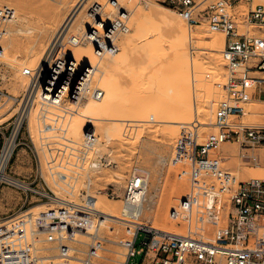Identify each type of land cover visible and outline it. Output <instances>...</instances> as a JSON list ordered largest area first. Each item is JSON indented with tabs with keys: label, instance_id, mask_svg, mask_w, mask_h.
<instances>
[{
	"label": "rangeland",
	"instance_id": "374dc122",
	"mask_svg": "<svg viewBox=\"0 0 264 264\" xmlns=\"http://www.w3.org/2000/svg\"><path fill=\"white\" fill-rule=\"evenodd\" d=\"M79 1L0 0L1 5L14 11L0 52V92L5 96L0 97V155L4 143L12 137L20 106L31 81V77L24 76L23 71L35 70L36 75L42 50L50 43L52 34L55 35L58 24L72 14L71 10ZM108 1L88 0L85 5L83 4L84 7L82 6V11L69 35H73L77 25L85 20L86 29L90 26L88 16L91 5L99 3L105 6L107 12L115 10L108 6ZM164 1L129 0V3H126L125 8L129 11L136 5L138 13L128 12V35L140 37L130 49L136 50L146 43L158 44L153 43L150 36L157 33V29L162 26H172L176 29L184 27ZM239 9L246 11L247 7L240 5ZM49 12L50 14L54 12V17L53 14L50 17ZM55 14H59L58 18ZM241 20L242 18L238 17L239 23H242ZM18 30L27 34H17ZM85 31H82V36ZM250 34L264 37V31L254 30ZM35 35L40 37L37 36V39ZM121 38L120 36L116 43L119 51L115 59L102 60L101 66L105 64L109 66L106 81L103 84L100 81L96 82L95 85L98 89L108 91L103 105L110 108L109 112H99L97 110L99 107L95 106L101 104L97 103L91 102L85 107L86 111L98 112L99 118L108 123L113 130L94 131L100 141L98 149L102 150V156L98 159L100 163L98 171L89 172V177L93 181L88 182L84 178L86 168L83 154L73 145L66 144L64 139L68 132V123L71 120L76 121L79 116L84 117L85 114L68 111L70 115L67 116L63 111H54L53 117L45 120L39 116L38 104L35 105L30 119L22 120L3 173L8 179L26 187L43 184L55 197L71 202H78L80 191L89 184V192L94 202H103L102 205L110 207L119 216L122 207L120 198L125 181L133 169L140 171L148 178V194L154 201L153 210L144 211L140 216V222L154 229L183 235L184 225L182 223L177 225L169 219L170 212L167 214L165 212L169 203L178 201L179 204L188 193L187 180L178 179L179 173L187 167L183 163L172 164V159L180 149L178 140L182 135L190 134L193 138L198 134V143H203L206 136L215 131L214 112L225 94L223 85L225 72L221 57L224 35L210 32L204 25L192 28L191 46H172L169 64L158 60V66L154 60L148 59V63L154 62L150 63V67L154 69L153 75L145 73L146 61L143 62L134 53H128L129 48L122 46ZM67 41L63 42V37L58 40L52 49L50 60L61 58L64 49H71L72 46L68 45ZM82 45H78L76 49L78 52L86 51ZM159 45L168 46L167 43ZM33 52L36 55H32ZM152 54V51H148V55ZM178 55L182 60L176 59ZM164 68L169 69V75L162 79L156 78L159 71ZM103 72L104 70H101L102 74ZM103 97L104 94L101 101ZM245 114L233 120L250 125H256L258 120H264V101L252 99L245 105ZM215 153L222 158L221 167L236 178L240 179L242 174L251 177L262 176L250 179L264 178V158L261 160L260 157L264 154V147H257L254 150V154L259 155L260 169L254 168L252 163L243 159V154H250L251 151L249 149L242 151L236 143L222 144ZM107 191L108 193L112 191L116 197L111 199L106 195ZM27 197L28 202L25 203ZM52 209L56 208L9 182L0 181V264H16L17 255L34 258V264H78L59 256L57 246L47 244L44 236L34 227L35 220ZM99 224L101 226L98 235L103 239L102 248L93 259V264H122L126 255L122 245L126 227L108 221H100ZM86 238L88 239L87 235L81 233L76 236V241L86 243ZM142 240L143 237L137 238L135 243L137 249L140 248ZM140 259L141 257H136L131 263H139Z\"/></svg>",
	"mask_w": 264,
	"mask_h": 264
},
{
	"label": "built area",
	"instance_id": "2783aa9c",
	"mask_svg": "<svg viewBox=\"0 0 264 264\" xmlns=\"http://www.w3.org/2000/svg\"><path fill=\"white\" fill-rule=\"evenodd\" d=\"M164 2L188 28L204 25L208 31L224 35L221 57L225 94L214 112L215 131L208 134L203 143H198L195 134L190 144L191 151H177L172 159V164L183 163L187 167L179 173L178 179L187 180L188 193L180 200L177 209L169 213L170 220L184 225L185 234L166 233L132 223L135 212L145 202L146 184L141 172L134 169L130 172L120 198L123 205L121 221L132 224L124 231L122 245L126 258L122 264H264V178L238 181L221 167L222 158L215 153L222 144L236 143L242 151H251L250 154L244 153L243 159L253 164L258 160L256 155L253 156L255 148L264 147V126L233 120L245 116V105L252 99L264 101V37L250 34L254 30L264 31V9L254 7V0ZM240 5L247 10L241 11ZM109 6L115 9L117 3L111 0ZM128 14L122 11L104 30L108 43L101 42L103 25L98 20L80 39L72 37L67 44L71 46L70 40L72 44H90L96 58L105 52L117 53L119 49L112 41L115 38L117 42L119 36L128 31L125 22ZM13 17L14 11L0 4V52L6 28ZM238 17L242 18V23ZM61 58L56 59L58 63ZM67 69L70 71L63 75L49 73V77L56 79V84L48 95L42 94L43 100L58 106L65 100L77 103L101 97L100 89L90 87L96 74L94 67L75 69L70 65ZM37 74L31 69L23 71L24 76L31 78ZM0 97H5L2 92ZM94 141V132L86 130L83 146L90 148ZM89 187L88 184L78 195L77 207L84 212L70 210L73 205L61 206L45 212L34 222L44 241L57 246L59 256L78 264H93L102 248L103 239L98 235L100 216L87 214L93 207ZM23 190L47 204L56 201L55 195L43 184L27 186ZM108 191L106 195L114 199V193ZM27 202L28 197L25 199ZM81 233L87 235L86 243L76 241V236ZM139 237L143 240L137 249L135 243ZM136 257H141L140 262L131 263ZM33 261L34 258L25 255H17L15 259L16 264H34Z\"/></svg>",
	"mask_w": 264,
	"mask_h": 264
},
{
	"label": "bare ground",
	"instance_id": "6f19581e",
	"mask_svg": "<svg viewBox=\"0 0 264 264\" xmlns=\"http://www.w3.org/2000/svg\"><path fill=\"white\" fill-rule=\"evenodd\" d=\"M114 1L117 3V8H115V10H113L111 12H109V10L107 12L106 11L107 9L105 10V6H103L99 3H95V4L91 5V7L89 9V13H90L88 16L89 20H90V26L89 27H91V25H93V22L98 23V20H100L99 22L103 25V28L100 29L102 44H104L105 42L108 43L107 36L104 35V30L107 29L109 23H111L113 21V19L117 18L118 15L122 11H126L129 13H132V12L137 13V10H136L137 6L136 5H133V7L131 8L132 11H129L125 8V5H126V3H129V0H114ZM74 2H75V0H74ZM86 2H88V0H84V1L80 0L75 5L73 10H71L72 14L70 16H68L60 25L58 24V29L57 30L55 29L56 30L55 35L53 36V34L51 33L52 38L50 37L51 38L49 41L50 43H48L47 46L44 48V50H42V54H41L42 56H40L41 62L39 64V67L37 68V72H38L37 75L38 76L31 78V81H29L30 82L29 85L27 84L28 88H27L24 100L22 102V105L20 106V109H19V113H18L19 117H18L17 123L15 125V129L13 131L12 137L6 142V145H5L3 151L0 155V181H6V182L13 184L16 187H19L21 189H26V186H24L23 184H21L17 181L8 179L4 175L3 169H4L6 163H7L8 159L11 155V152L13 150L14 139H15L16 134H17V132L21 126L22 120L23 119H25V120L30 119V115H31L36 104H38V107H39V116H41L43 119L48 118L50 116L53 117L54 111H61V112L63 111L64 115H67V116L70 115V113L68 114V111H70L72 113L82 112L83 115L85 114L84 117L79 116L76 121L71 120L69 123L67 122L68 123V129H67L68 132L66 133V135L64 137L65 143L68 145H73L75 148H77L83 154V157L85 159L84 166L86 168L84 178H86V180L88 182H91V180H92V178L89 177V172L98 171V169L100 168V163L98 162V159L102 156V150L98 149V147L100 146V141L96 138V136L94 134L95 141L93 143V146L86 149L83 146L84 132H86V130H88V129L92 130L93 132L95 130L97 132V130H99V129H103L104 131H113V130H111V126L108 123L104 122L102 119L99 118L98 112L86 111L85 107H87L86 105H88L91 102L97 103V104H101L100 106H97V105L95 106V108L99 107L97 109L99 112H101V113H102V111H104L106 113L109 112L110 108L105 104L103 105L104 98L106 97V95L109 94L108 91H106L104 89H100L103 92L102 94H104L102 101H101V98H102V95H101V97L98 100L88 99L86 101H78L77 103L75 101H74L75 102L74 103V102L65 100L60 105L54 106L50 102H47V101L42 99V94L45 93L46 95H48V93L50 92L52 87H54L56 84V81H55L56 79L54 77H49V73L51 72V74L53 76H55L57 74L63 75V73H65L66 71H70V69H67V67L70 65H71V67H73L75 69H78L81 66H92V67H94V69H96V74H94L93 78L91 79L90 87L91 86L95 87L96 82L99 83V81H100V83L103 84L106 81V72H107V69L109 68V66H108V64L101 66V64L103 62L102 60L109 59V60L113 61L115 59V55L117 53L110 54V53L105 52L104 55H102L99 58H96L94 53H93L94 52L93 47L90 44H89V46L88 45H82L83 48L86 49V51L84 50L85 52H78L79 50H76L78 45H80V44H76L77 45L76 47L71 44V46H72L71 49H68V48L64 49V53H63L64 57L61 58L59 63L57 62V60H50V57L52 54L51 53L52 49L54 46H56L59 39H62V37H63V42L66 40H69L72 37H74L76 39H78V38L80 39L82 37V31L87 30L89 28L88 27L86 29L85 24H84V22L86 20L82 18L85 21L83 23H79L77 25V27L75 29V33L73 35H69L70 30L72 29L74 23L76 22V20L78 19L79 15L82 11L81 9H82L83 4L85 5ZM110 3H111V0L108 1V6ZM253 5H254V7L258 6V7H262L264 9V1L262 2L261 0H255ZM169 10L172 11L176 15L177 20L180 21L184 27L181 29H176L172 26L160 27L159 29H157L158 30L157 33H153L150 36V40L153 43H158V44L151 45L150 43H146L142 47H139L136 50H132V49H130V47H132L134 45V42H136L140 39L139 35H134L133 37H131L130 35H128V32H129V29H128V31L124 35L121 36L122 38L120 39V42H121L122 46H125L126 49L129 48L128 49L129 51L127 50L128 53H134L139 59L143 60V62L146 61V68L144 69L145 73H151L152 75L154 74V73H152V72H154V69L150 67V63L153 64L154 62L148 63V59L154 60L158 66H159L158 60L162 61L164 64H166V63L169 64L171 61V58H172L171 53H170V48L172 46L190 47L191 46L192 28L200 26V25H198V26H194L192 28H188V27L186 28V23L180 19L178 14H176L171 9H169ZM54 12H55V10H54ZM53 13H51V14H53ZM56 13H57V11H56ZM49 14H50V12H49ZM51 14H50V17L52 16ZM58 15H56V18H58L57 17ZM53 17H54V14H53ZM128 18H129V14H128ZM128 18L125 21L127 24L129 21ZM47 21L49 22V20H47ZM51 23H52V20H51ZM49 26H51V25H49ZM51 29H53V28H51ZM41 31H42V29H41ZM5 33H6V31H5ZM16 33L20 34V35L21 34H23V35L27 34L25 32L19 31V30ZM29 34L30 33H28V35ZM40 35H42V34H40ZM37 36L35 38H37ZM39 37L40 36H38V38ZM29 38H30V35H29ZM33 38H31V39H33ZM119 38H120V36H119ZM7 39H8V37H7ZM115 40H117V39L113 38V41H112L113 45H116V43H117ZM70 41L72 42V40H70ZM13 42H14V40H13ZM60 42H61V40H60ZM41 43H42V41L40 42V44ZM161 43H167L168 46L159 45ZM62 45H64V44H62ZM60 49H61V47H60ZM61 51H62V49H61ZM148 51H152L153 54L151 56L148 55ZM32 55H36V54H34V52H33ZM181 58L182 57H180V55L176 56V59H178V60H182ZM68 60L69 61L73 60L72 61L73 64H69ZM34 61H35V59H34ZM101 70H104L103 74L101 73ZM169 72L170 71L168 68H164L163 70L159 71V74L156 76V78L162 79L163 77H166L165 75H169L168 74ZM36 89H37V91H36ZM67 105H68V108H66ZM84 109L86 112L83 111ZM258 116H259V114H258ZM43 119H41V120H43ZM67 121H69V120H67ZM261 121H264V120H258V122H256L258 124H256V125L264 126L263 125L264 123H262ZM196 136L198 137V134H196ZM191 142H192V138H191L190 134L182 135L178 140V148H180L179 151L184 152V150H187V153H189L192 149V146L190 145ZM255 155L256 154H253V156H255ZM256 156L258 158L259 155H256ZM240 157H238L239 160H240ZM260 157L262 160V157L264 158V154L260 155ZM252 166L256 169L261 168L258 160L256 163H253ZM55 171H56V169H55ZM138 172H140V171H138ZM143 176H144V174H143ZM250 177H251V175L242 174L240 176V179L241 180H247V179H250ZM260 177H262V176L251 177V178H260ZM236 179L238 181L240 180L238 178H236ZM144 180H145V184H146L145 202L138 209V211L135 212L136 215L133 218L132 223L147 226L145 223L140 222V216L142 215V213L144 211H152L153 210L154 201H153L152 196L148 194V187H147L148 178L144 177ZM90 196L92 197L91 194H90ZM92 199H93V197H92ZM93 202H94V199H93ZM92 204H93L92 210H91V212H87V214L100 216V219H101L100 221H108V222L116 223V224H119V225H122L125 227H129V225H132V224L121 221V219H122L121 218V212L123 209L122 204H121L122 207H121V211H120L119 216H117L114 213V211L110 209V207L107 208L106 206L102 205L103 202H101V203L100 202H94ZM50 205H52V207H54V208L61 207V206L73 205L72 207H70V210L76 209L79 212H84L83 210H81L77 207L79 205V200H78V202H71V201L65 200L63 198L56 197V201ZM118 206H120V205L118 204ZM176 207H178V201H175L174 203L173 202L169 203L167 208H166V211H165L166 214L168 212H171V210L176 209ZM114 209H116V208H114ZM156 230H158V229H156ZM98 231H99V229H98ZM159 231L170 233V232L163 231V230H159ZM172 234H175V233H172ZM125 258H126V255H125ZM125 258H124V261H125Z\"/></svg>",
	"mask_w": 264,
	"mask_h": 264
},
{
	"label": "crops",
	"instance_id": "0c3cea01",
	"mask_svg": "<svg viewBox=\"0 0 264 264\" xmlns=\"http://www.w3.org/2000/svg\"><path fill=\"white\" fill-rule=\"evenodd\" d=\"M23 205V204H22Z\"/></svg>",
	"mask_w": 264,
	"mask_h": 264
}]
</instances>
